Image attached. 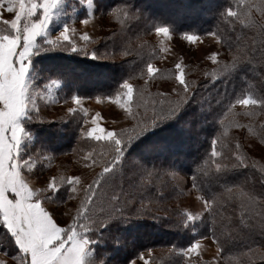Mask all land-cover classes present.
<instances>
[{
    "label": "snow or ice",
    "instance_id": "obj_1",
    "mask_svg": "<svg viewBox=\"0 0 264 264\" xmlns=\"http://www.w3.org/2000/svg\"><path fill=\"white\" fill-rule=\"evenodd\" d=\"M58 3L59 0H0V10H2L0 11V25L4 26L0 27V225L6 230L7 239L16 251V255L11 257L15 264H87V258L92 256L90 246L95 243L89 237L90 232L94 229L99 231L113 221L126 222L132 216L138 217L146 214L149 209L143 202L136 207L135 197L122 188L120 194L113 191L110 196H106L97 188L98 186L103 187V184L115 178L116 170L125 158L128 145L156 127L158 123L175 119L194 96L195 82H190L186 78L185 66L182 62H177L174 65L176 86L171 87L168 92L156 94L162 98L158 101L159 107H156L157 101H152L153 115L150 118L140 120L130 128L115 131L99 123L101 113L97 112L92 116V126L86 130V136L96 142H103L101 156L110 158L105 160L102 171L91 183L81 187L79 175H52L44 187L32 184L27 173L33 171L36 160L33 157L22 159L20 156L21 139L25 135L21 119L24 117L33 119V113L37 114L38 118L40 111L37 105V96L40 94L33 90L29 79L32 56L45 50L79 52L83 55L90 54L93 58H98L100 55L96 50L89 52L87 46L93 42V38L88 31L78 33L77 28L67 25L58 35L49 36L48 24ZM88 6L91 10V0ZM253 8L264 16V0H259L258 3L253 0L245 4L244 10L239 13L229 9L227 15L243 17L249 26L256 27ZM3 12L11 14V18H3ZM80 23L88 25L90 20L84 19ZM260 27L264 31V25ZM155 33L164 37H170L171 34L168 26H155ZM208 35L215 36L216 34L208 33ZM183 36L190 43L199 40L195 34L184 33ZM38 38H40L39 42ZM261 56L264 57V51L261 52ZM208 59L217 65L211 73L215 80L236 70L240 62L246 59V54L245 49H239L238 54L232 56L230 64H222L218 52H212ZM159 72L160 69L154 67L152 63H147L146 73L149 79ZM205 75L209 73L206 72ZM57 85H59L58 80H51L46 85L49 98L53 86ZM121 87L122 92L118 91L107 99L127 115L134 117L135 114L132 112L134 96L139 106L145 103V96L150 94L147 93L146 87L137 92L128 80H125ZM82 99L73 94L70 100L74 106L68 107L67 112L73 114L80 111L87 117L89 111L82 104ZM99 99L97 97L98 102ZM196 101L199 102L197 98ZM237 105L244 109V114L247 116L255 115L257 107L264 111V99L254 98L251 94H242L236 97L234 102H230L227 106L228 113L225 119L221 120V125H225L226 120L228 125H225L222 136L212 141L211 157L213 158L223 156V153L217 150L216 145L221 143L222 147L226 146L222 138L227 137L228 126L244 127L235 119L239 115L234 112ZM246 127L250 132L253 131L251 125ZM259 134L264 136V125H261ZM240 148L241 145L236 143L233 153L235 160L230 165L213 160L215 171L220 173L229 168L254 167V164L248 163V157L240 151ZM93 163L97 161L93 160ZM260 172L264 178V168H261ZM147 176L152 177L153 173L147 171ZM192 187L199 191L196 176L192 177ZM61 189L65 190V197L68 201L77 199L79 192H83L75 215L71 217V222L66 226H61L58 220L68 213H62L58 206H54L64 202L63 199L56 198V194ZM225 198L238 199L241 207L250 213L255 212L258 204V199L254 194L244 192L238 187L235 191L233 188H227L225 193L214 195L211 198L197 197L203 201V209L210 215L214 213L215 206ZM50 205L53 206L50 207ZM201 215V212L193 213L185 210V222L196 221ZM260 215L259 227L264 232V213ZM212 236L213 241L220 245L215 231L212 232ZM2 248L3 246L0 245V250ZM200 249L201 243L197 240L190 243L187 248L181 249L180 253L190 259L193 255L199 256ZM146 251L150 256L152 250L147 249ZM255 251L249 249V252L255 253ZM259 255L261 259H264V252ZM138 261L150 264L144 252L137 253L128 264H138ZM0 264H8V261L0 258ZM100 264H103V261Z\"/></svg>",
    "mask_w": 264,
    "mask_h": 264
},
{
    "label": "trees",
    "instance_id": "obj_2",
    "mask_svg": "<svg viewBox=\"0 0 264 264\" xmlns=\"http://www.w3.org/2000/svg\"><path fill=\"white\" fill-rule=\"evenodd\" d=\"M125 1L132 2L134 6L138 5L135 1ZM247 1L241 0L239 3V0H233L232 6L228 3V0H142L141 4L143 5L145 2L149 3L145 8L142 6L143 10L158 16L159 22L168 25L176 37H184V33L204 35L215 33L222 47L230 55L228 60H223L222 64H230L232 56L238 54L239 49H245L246 59L240 62L236 70L230 71L215 80L211 75L208 78L205 75L203 79L197 81L192 78V81H196L193 87L194 96L192 100L175 119L158 123L156 127L128 145L125 151V160L123 159L124 162L122 160L120 167L123 174H125V170L132 166V164L127 163L126 156L134 155L141 162L143 161L145 169L153 170V174L159 176L163 173L166 163L171 162L172 165L178 166L181 162L183 166L177 168L179 172L185 175L191 183L192 177L196 176L199 191L204 196L211 198L214 195L225 193L227 188H233L235 191L238 187L244 192L254 194L257 197L258 204L255 212L250 213L243 209L238 199L225 198L219 205L215 206L214 213L203 225L197 223L195 229H192L187 225L188 223L184 225V220H181L180 217H175L174 209L168 205L161 206L164 209L166 208L172 215L157 211L152 204L145 205L149 209L146 214L138 217L132 216L126 222L113 221L107 227L99 229V231L95 229L92 231L95 243L90 247L97 258H107V255H112L117 256L120 264H127L137 253L147 249L159 248L162 250V255L159 256V260L152 264H164V261L162 262L163 256H167L171 261L178 262L181 259V255L178 253L179 249L191 243L198 236L205 234L212 236V232L215 231L216 237L220 240L219 247L224 264H264V259H261L259 255V253L264 252V232L259 227L260 214L264 213V199H262L264 198V178H262L260 172V169L264 167V163L257 166L251 160L249 164H254V167L229 168L220 173L215 171L213 160L229 165L235 160L233 155L235 140H233V134L231 136L232 126H228V136L222 138L226 146L222 147L221 143L216 145L217 150L221 151L223 156L211 157L212 141L221 137L225 125H228L227 120L225 125H221V120H224L228 113L227 106L229 103L234 102L235 98L242 94H251L254 98L264 99V57L261 56V52L264 51V31L260 27V25H264V22L253 11V17L257 22L256 27L249 26L243 17H231L225 14L227 10H232V8L233 11L241 12L244 10ZM143 30L144 27L140 31ZM117 31L120 35L119 37L112 35L110 45L115 50L114 52H119L122 57L111 63L106 62L104 66L96 64V69L100 70L102 68L100 70L102 75L105 72L107 74L104 75L103 82H101L100 79H95L100 73L97 71L87 84H92V87H94L92 92H100L104 96H110L121 91V85L125 80H128L137 92L147 85V93L151 95V86L142 81L145 77L149 80L142 69L145 68L147 62L152 60V57L146 56L147 51L141 49L145 42H138L137 45L141 46L139 50L131 49L130 45L121 46V32L114 30L113 33ZM40 52L46 55L51 53V51ZM64 60L71 65L76 62V60L69 59V57ZM52 62L54 61L50 63ZM153 93L152 96L146 95L145 103L139 106H137L136 96H134L132 112L136 115L128 128L140 121V114L145 117L144 119L153 115H149L151 114L150 110H153V100L157 101L156 107H159L158 101L162 97L157 96L156 92ZM196 98L199 102L196 101ZM234 111L239 115L244 114L242 111L235 109ZM255 111L256 114L250 116L249 125L251 127L256 125L259 128L257 132H260L261 125H264L260 121V116L264 111H261L259 107ZM192 116L197 117L198 121L191 119ZM203 117L206 121L204 126H200L199 119H203ZM189 119L191 124L188 122ZM236 121L238 122V119ZM187 123L193 127V134L188 133ZM71 124L73 126L71 133L73 141H75L80 136L81 120H73L72 123L67 121L58 125L61 128L58 131H62L60 135H65L67 126L71 128ZM44 129L41 128L39 134L43 135L45 133L46 139L52 137L54 132ZM255 136L264 144V136L260 134ZM81 141L91 142L92 139L81 137ZM53 142L52 138L51 143ZM93 143L96 152L101 150L103 142L93 141ZM61 146L62 144L59 149ZM150 151L153 152L154 158H151ZM106 158L109 159L110 157ZM134 174L130 177L124 175L126 178H130L129 182L121 179L123 180L121 184H119V180L118 184L116 182L109 184V193L106 196H110L113 191L120 194L121 190L118 188L123 186L122 189L125 192L135 197L136 207L140 206H138L139 203L151 199L166 200V194L169 193L160 191L159 185L154 184V187H150L145 195L136 192L135 188H131V184L136 182L132 179H135L139 172L136 171V174ZM127 183L129 190H127ZM97 190L103 192L102 187L98 186ZM171 191L173 192V190ZM111 223H114L116 228H111ZM130 232L139 239L138 243L132 245L128 241L129 237L120 235L121 233L129 235ZM150 235L155 237L153 241H149L151 239ZM1 237L4 242L10 244L4 228L0 225ZM143 237L145 239L142 242ZM250 248L256 250L255 253L249 252Z\"/></svg>",
    "mask_w": 264,
    "mask_h": 264
},
{
    "label": "rangeland",
    "instance_id": "obj_3",
    "mask_svg": "<svg viewBox=\"0 0 264 264\" xmlns=\"http://www.w3.org/2000/svg\"><path fill=\"white\" fill-rule=\"evenodd\" d=\"M131 1L137 2L138 5L134 6L132 2H126L125 0H91L92 8L90 10L88 6L89 0H59L57 7L54 9V14L51 17L47 28L49 36L58 35L67 25L77 28L78 33L88 31L93 38V42L87 46L89 52L96 50L100 55L98 58H93L90 54L83 55L79 52L45 50L46 52L51 51V53L46 55L39 51L31 58L32 62L29 70V79L33 90L40 94L37 96V105L40 111L38 118L37 114L33 113V119L27 117L21 119L25 135L21 139L20 156L22 159L33 157L36 160V165L33 171L27 173L31 183L35 186H46L47 180L52 175H79L81 177V187L91 183L92 180L98 176L99 172L102 171L105 160H107L106 157L101 156L103 151L102 147L101 150L96 152L93 143L94 140L91 142L81 141V137H87L86 130L92 126V116L97 112L101 113L99 123L103 127L115 131H120L122 128H128L134 120L133 116L127 115L122 109L107 99L109 96H104L103 93L100 92H92V88L94 87H92V84H87L89 80L91 81L92 76H94L93 74L97 71L100 73H97L98 77L95 79H100L101 82H103L104 75L107 74V72H105V74L102 75V71H100L102 68H100V70L96 69V64L104 66L106 62L111 63L122 57L119 52L115 53V50L110 45L111 36L114 35L115 37H119L120 35L118 34V31L113 33L114 30H119L121 32V46L130 45L131 49L139 50L141 46L137 45L138 42L144 41L145 44L141 49L147 51V57H152V60L147 63H152L154 67L160 69V72L155 77L149 80L145 77L142 80L143 83L147 82V84L151 86L152 91L150 96L154 95L153 92H156V94L158 92H168L171 87L176 86L174 80V65L177 62H182L185 66L186 78L191 82L192 78L196 81L203 79L206 72L209 73L206 78L210 77L213 70L217 68V65H214L212 61L208 59V56L212 52L219 53V60L221 63L223 60H228L230 55L222 47L216 36L190 33L199 37L198 41L190 43L184 37L179 38L174 36L175 34L171 32V29L170 37L157 35L155 33V26L168 25H163L159 22L158 16L152 15L149 11L146 12L143 10L142 6L145 8L149 3L145 2L143 5L141 4L142 0ZM240 2L241 0H239V3ZM251 2H253V0L247 1V3ZM255 2L258 3L259 0H255ZM228 3L233 6V0H228ZM113 10L116 11L114 12ZM252 11L259 15L264 22V16L261 15V12L257 11L255 8H253ZM90 12L91 15H89ZM178 12L181 13L182 11ZM225 14L227 15V13ZM3 18L10 19L11 14L3 12ZM84 19H89L90 23L88 25L80 23ZM0 27L4 26L0 25ZM143 27L144 30L140 31ZM138 29L139 31H137ZM76 39L78 40L79 37L77 36ZM39 41L40 38H38V42ZM122 41H124L123 45ZM121 50L124 51L123 48H121ZM68 57L69 59L76 60V62L72 65L68 64L66 60H64ZM51 61L54 62L50 63ZM146 65L142 70L147 76ZM73 70L74 72L72 73ZM51 80H58L59 85L53 86L51 97L49 98L46 85ZM100 85L102 86V84ZM122 91L123 89L121 92ZM73 94L83 98L82 104L89 111L87 117H85L80 111L73 114L67 112L68 107L74 106L71 104L70 100V97ZM115 94L110 96H114ZM97 97L100 98L99 102L97 101ZM235 110L244 113V109L239 105L236 106ZM150 112L151 114L149 115L151 116L153 110H150ZM144 118L145 117L140 114V120H144ZM77 119L81 120V134L79 133V138L73 141L71 133L73 129L72 124L71 128L70 126H67L65 135H60L62 131H58V129H61L58 125L64 124L67 121L72 123L73 120ZM191 119L198 121V118L195 116H192ZM235 119H238V123L244 125V127L232 126L231 128V136L233 134V140H235L233 152L235 151V144L239 143L241 145L240 151H243L248 157V163L252 160L255 162H253L254 164L261 166V164L264 163V144L255 136L260 133L257 132V129L259 128L255 125L252 127L253 131L250 132L248 127H246L250 123V116L245 114L237 115ZM85 121H87V123ZM190 121L191 120L189 119V124H191ZM199 121L201 123L200 126H204L206 119L203 117V119L200 118ZM260 121L264 123V113H261ZM41 128L54 132L52 137L46 139L45 133H43V135L39 134ZM186 129L189 134H193L194 129L188 125V123ZM52 138L54 141L53 143H51ZM61 144L62 146L59 149ZM68 144L70 145L63 147ZM150 156L151 158L155 157L151 151ZM126 159H128L127 163L132 164V166H129L125 170V174H123L119 165L116 170L115 178L110 179L108 183L103 184L102 191L106 195L109 193V184H112L113 182L118 184V180L119 184H121L123 182L121 179H125L126 182H129L130 178H126L124 175L130 177L133 173L136 174L137 171L139 174L135 176V179H132V181L136 182L135 184H131V186H135L131 188H135L134 190H136V192L145 195L146 191L150 187H154L153 185L155 184L159 185L160 191H166L169 193L166 194L165 201H162V199H151L143 202L144 205L152 204L156 207L157 211L172 215L166 210V208L164 209L161 206L168 205L174 209L173 213L175 214V217H180L181 220H184L183 224L185 225L188 223L187 225L192 229H195L197 223H202L203 225V223L211 217L208 212L204 211L203 201L197 199L198 196H206H204L201 191L194 189L188 178L177 169L179 166L181 167V162L178 166L172 165L171 162L166 163L165 169L161 175L155 176L153 174L152 177H148L147 171L149 170L145 169L143 161L141 162V160L134 155L126 156ZM93 160H96L97 163H93ZM151 172L154 173L153 170ZM231 178L233 179V177ZM122 187L123 186H120V188H118L117 186L120 190ZM129 189L127 183V190ZM171 190H173V192ZM82 196L83 192L81 191L79 192L77 199L68 201L65 197L64 189H61L56 194V198L63 199L64 202L54 206H58L62 213H68V215H62L58 220V223H60L61 226H66L67 223L71 222V217L75 215V210L79 206ZM140 204L141 203H139L138 206ZM52 206L53 205H50V207ZM185 210L193 213L201 212L202 215L196 221L185 222ZM111 228H116L114 223H111ZM90 233L91 235H89V237L93 239L94 235L92 232ZM120 235L122 237H129L128 241L131 242L132 245L139 241L132 232H130L129 235H124L122 233ZM150 237L151 239L149 241L155 239V237L151 235ZM143 239H145V237L141 239L142 242ZM197 240L201 243L199 256L193 255L190 259L185 258L180 253L181 249H179L178 253L181 255V259L178 262L171 261L167 256H163L162 262L164 261V264H224L220 247L213 241L212 236L206 234L200 235L193 239L192 242ZM0 245L3 246L2 250H0V258L6 259L8 264H15L11 259L12 256L16 255L14 247L9 243L4 242L2 237L0 238ZM188 245L182 247V249L187 248ZM161 251L162 250L159 248H154V250L152 249L150 256L147 251L142 252L145 253V257L149 259L150 264H152L159 260V256L162 255ZM5 253H7L6 256ZM101 261H103V264H120L117 256L107 255V258H97L94 255L93 250L92 256L87 258V264H100ZM138 264H143V262L138 261Z\"/></svg>",
    "mask_w": 264,
    "mask_h": 264
}]
</instances>
